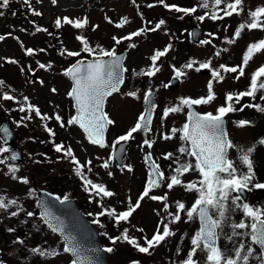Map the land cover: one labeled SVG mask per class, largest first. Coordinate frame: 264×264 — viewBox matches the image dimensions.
<instances>
[{
    "label": "snow or ice",
    "instance_id": "1",
    "mask_svg": "<svg viewBox=\"0 0 264 264\" xmlns=\"http://www.w3.org/2000/svg\"><path fill=\"white\" fill-rule=\"evenodd\" d=\"M23 2L29 6L31 14L40 16V12L31 9L30 0H23ZM135 3V0H133ZM160 3H164V0H160ZM243 3L244 0H212V10L208 14L207 18L216 21L223 20L225 17H231L234 14L239 16L243 13ZM9 4V0H0V7L6 8ZM223 5V7H221ZM148 7H154V5L149 4ZM169 11H175L177 13H184V15H192L197 11L196 7L192 8H182L175 5L164 4ZM200 7L203 9H209V0H201ZM223 15H220V13ZM2 14V13H0ZM248 20L245 23H241L235 30L234 37L238 39L242 32L245 30L253 31L260 30L264 31V6L257 7L255 10H251L247 13ZM183 18V17H180ZM197 19L201 22L205 20V16H198ZM112 23L111 20H108ZM128 23L127 18L122 19L119 23L115 25L117 28L123 27ZM165 22L160 20L154 28L151 29H140L128 36L117 38L112 37L115 45L121 44L124 40H132L134 37L141 36L144 31H157L160 29L161 25ZM62 25H71L74 29H84L88 25L87 18L83 20H71L64 17L63 20L57 18L55 20V26L57 29L61 28ZM93 27V31L96 30ZM36 32H46L47 29L36 27ZM51 35V34H50ZM195 35V33H193ZM212 36V33L208 34ZM4 37L0 36V40ZM76 39L82 45L81 51H61L60 55H67L68 57L76 58L81 56V52L87 54L91 57L90 60L80 59L76 63L72 64L64 70L62 73L67 77L72 86L67 93V96L73 101V107L75 109V115L71 116L67 121V125H76L86 135V139L92 145L98 146L99 148L108 147L105 143L104 132L109 125H113L114 121L109 118L108 114L104 111L105 101L108 97L112 96L120 90L121 85L124 83V73L127 71L122 64L123 57L117 54L116 48L112 47L107 49L101 46L92 47L89 41L81 36L77 35ZM229 44L235 42L234 39H229L226 41ZM202 45L211 44V40H202L200 42ZM129 47H135L134 44L129 45ZM170 45L164 50H156L154 54L150 57L151 66L147 70H141L134 75L138 77H154L161 69L157 66V61L164 57L170 49ZM43 51V50H41ZM227 51V49H225ZM264 52V39L258 42L251 43L248 45L246 52L242 58V64L236 67H228L226 65H220L224 73H238L235 79L239 80L245 75V68L249 65V62L253 57ZM25 54L32 56L34 54L33 49H26ZM219 53H217L218 55ZM8 63H17L15 60H9ZM196 61H189L184 65L185 68L192 69ZM211 62L201 63L199 67L195 68L196 72L201 71V69H210L213 80L217 82H223L224 76L218 70L211 69ZM51 65H45L39 63V68L46 69L50 68ZM23 71V69H21ZM173 71L175 73L174 79L180 78L185 75L184 72L176 69L173 66ZM264 65H261L255 72L252 73L250 79V85L246 91L239 92L236 94L227 93L225 96V105H222L216 109L215 114L212 112H207L200 114L193 111V106L207 105L211 104L217 97L213 91V83L210 80L207 84V94L200 98H180L179 105L166 107L163 109L162 120H166L170 114L180 113L185 108L187 111V119L183 126L179 129L172 128L171 134H163L162 139L165 141L172 140L179 133V140L182 142L181 146L178 148V152L181 156H187L194 159L181 161L180 157L175 158V163L177 166L172 169L170 176L166 177L165 173L160 170V166L152 160L151 153L146 154L145 161L149 166V177L146 185L136 200L132 203L131 199L128 200V207L126 210L119 213L115 209L105 210L97 214L99 216L112 217L114 220V226L119 227L121 222L127 223L129 218L134 212L141 206V201L146 197L153 201H160L164 203L168 200V196L165 194L163 196L150 195V193L155 188H160L162 183L167 180L166 187L169 191L173 190L174 187L180 186L187 192H195L196 198L191 207H186L185 203L177 200L175 202L176 213H169L168 223H164L161 220L160 224L163 225V230L161 231L160 224L149 239L144 237V243L141 244L135 237L129 235L128 229L125 228L121 235L116 237H109L110 242L115 245L118 241L126 242L137 252L151 255V250L159 247L165 240L169 237L175 235V232L169 227L170 224L179 223L182 220L181 213H185V222H199V228L190 238V250L188 251L186 258L180 262V264H200L199 260L196 259L198 251L204 252L205 264H249L250 259H255L257 264H264V208L256 207L250 205L247 202H243L241 195L245 191H252L253 189L264 190V183L254 182L255 171L252 160V153L255 151L254 147H248L247 149L238 148L230 139L229 134L225 130V117L230 113H235L237 111L243 112L246 108H254L257 112L264 113V106L257 103H246L240 108H236L233 104H240L241 100L245 97H249L252 100L257 98V92L264 90ZM4 82L0 81V86H3ZM168 85H165L167 87ZM53 92L56 89H52ZM127 96L138 99L137 91H129L126 93ZM153 93L149 89L144 94V103L148 105V109L142 112L137 122L133 127H131L125 134L117 137L112 147L115 148L116 145H120L122 142L127 143L134 139V133L143 132L147 134L151 131L152 116L151 112L155 110L156 105L152 102L151 97ZM0 99L6 101H14L15 97L9 95L8 93H3L0 95ZM261 100H264V95L260 96ZM25 101L27 98L25 97ZM19 111L28 112L29 114L22 119H32L31 113L34 111L35 116L40 118L42 121L50 119L46 115H42L39 108L32 105H28V108L20 107ZM56 121L59 123L61 128L65 127V123L62 121L59 115L55 116ZM237 128H244L252 125L250 120H239L233 122ZM19 126V122H17ZM45 130L48 132L50 137L55 136V132L48 128L47 124H44ZM3 131L6 135L8 134V129L4 128ZM54 144V151L61 153L65 158H71L70 162L75 165L74 173L79 177L83 184V189L89 195L95 193V195L101 198H110L115 195L114 192L108 190L104 185L94 183L92 180L87 179L84 176V165H82L75 157L71 147L65 148L63 143L56 144L54 139L51 141ZM155 141L149 139H144L143 146L151 149ZM260 145H264V139L258 141ZM236 148L239 155L238 160L243 169L238 168L236 162L229 159V150ZM10 151L7 147H0V155L8 153ZM123 151V149H120ZM8 159L15 161L18 156L13 154ZM164 160H172L173 153L168 152L163 155ZM39 163L40 161H36ZM5 159H0V164H4ZM91 164V161H88ZM101 167L107 169L109 167V162L105 161ZM91 169L89 168V171ZM11 174L12 179H19L20 183L28 184L29 181L26 178H18L15 174L19 171L18 167L11 166L8 169ZM127 171L132 172L131 167L127 168ZM195 172L199 174L200 179L198 181H192L184 183L181 180V176L189 173ZM109 176L112 175L111 172L108 173ZM235 194V195H233ZM60 203H64L68 200L67 196L61 199L59 196L55 197ZM17 200L6 198L0 195V209L7 211L10 207L16 206ZM45 207L44 213L41 219L47 223L48 227L53 233H59L63 238V253L70 254L73 259L70 264H93L91 259L84 255L81 247L75 241V238L64 236V228L58 218L52 216V214ZM169 205L164 203L163 210L168 212ZM240 210L244 219L239 222H232L230 213ZM158 214V213H157ZM12 217L19 215V212L12 211L10 213ZM35 214L33 212H28L27 216L32 217ZM91 215V214H90ZM94 223H100L99 218L93 221ZM101 227L104 225L101 224ZM228 226L231 228V234H225V238L230 242L233 241L234 237L248 238L249 243L246 245L241 239L239 244L234 243L233 255H225L224 251L218 247L217 241L221 238V233L223 228ZM37 230H39L37 228ZM9 232L14 231V229H8ZM137 231L143 232L142 228L137 229ZM107 235V233H102ZM14 244H24V240L16 239L13 241ZM253 246H258L260 249L259 254L254 256L255 249ZM33 254L40 257H56L60 253L55 249H42L40 247H35L30 250ZM103 252L111 253L114 251L112 247H106L102 249ZM179 248L177 249V254H179ZM0 264H4L3 260H0ZM132 264H139L138 261H133Z\"/></svg>",
    "mask_w": 264,
    "mask_h": 264
},
{
    "label": "rangeland",
    "instance_id": "2",
    "mask_svg": "<svg viewBox=\"0 0 264 264\" xmlns=\"http://www.w3.org/2000/svg\"><path fill=\"white\" fill-rule=\"evenodd\" d=\"M188 1L189 2H187L186 0H173L171 2H177V3H181V4L182 3L191 4V2L192 3L194 2L193 0H188ZM108 4L111 5L112 2H109ZM84 5H86V6L87 5L96 6L98 10L106 8V5L104 7V5L101 2L93 1V0H86V1H83V2H75V3L68 2V1H63L62 3H60L59 6L61 7L60 10H74V9L81 8ZM36 6L40 7L39 4H37ZM5 16L7 17V23L3 24V26L6 25V24L9 25V27L16 26L15 28L12 29V31L16 34L14 36V40L19 42V40H20V30H19L18 27H19V25L22 24V21L17 19V18H14V17L10 16L9 14L5 15ZM48 19H49V17H47L44 20L41 19V18H39V19L35 18L34 16L27 17V20L32 21V22L36 21L37 22L36 24H38L40 27L44 26L48 22ZM0 21H3V20L0 18ZM98 21L102 23L101 17L99 18ZM1 25L2 24H0V29L2 28ZM99 25H100L99 29H96L95 31H93V27H91V28L88 29V34H86V35L81 34V36L85 37L89 41L90 46H92V47L101 46V47H104V48H108V47H115L116 48V46H114V44H112L109 41V39L106 38L108 36H104L103 35L105 33V31H106L105 29H107L108 26L103 24V23H102V25L101 24H99ZM23 26H25V25L23 24ZM85 30H87V29L85 28ZM2 31H3V29H2ZM111 32H113V30H111ZM62 33L65 34L66 33V29L63 28L62 29ZM187 34L189 36V30H187ZM187 34H183V35L187 36ZM90 35H94V37H96L98 39H101L102 37H105V39H104V41H100L98 43H93L89 39ZM74 42H75L74 45H71V44L70 45H65V44H63L62 38L60 36L56 35V40H55V43H54L53 46H55V48L57 50H59L60 53H61V51H64L63 47H66L67 50L81 51L82 45L79 43V41L77 39H75ZM20 44H21V42L18 43V45H20ZM182 44H184V43H182ZM36 45H37V50L39 51L38 52V56H37L38 57V61H42V62L45 63V52L41 51L42 47L39 44H36ZM175 45L178 46L176 43H175ZM1 49H2V51H7V49L5 47H2ZM199 49L200 48L195 49V51H197V54H196V57L194 59H195V61L197 63L194 64L193 68L191 69V73H190L191 74V82L184 83L182 87H181V85L180 86L177 85L173 89V91H171L170 94H167V95L176 97L178 95L184 96L185 94H191V95L195 96V95L199 94V92L204 93L207 90V84H208V82L210 80H212L213 89L216 90V93H220V92L223 93L224 91L230 89V86H232V84L230 85L228 81L223 80V82H217L216 80H213L212 75H211V71L208 72V73L204 72L203 74H201L200 71L199 72L195 71V68L198 67L199 64L205 62L204 60L208 59V56H211V54H208V55L207 54H202L200 52L202 49L201 50H199ZM208 49L211 50L212 47L209 45ZM82 54H83V52H82ZM169 54H172L170 56L171 63H173V62H175L177 60H180V58L176 57L175 53L173 54L172 50H170ZM8 55H11V54L8 53ZM64 56L67 57V58L65 60H62V61H60V59H59L58 62L56 63V65H55L54 71L56 73H58V75L60 77H62V80H64V82H65V84H64V86H65L64 92H66V93H64V96L66 97V99H68L67 93L70 90L71 86H70L69 83H67V80L63 77L62 73L64 72L67 64L70 63L71 59L68 58V56H66V54ZM0 57L2 58L1 59L2 65L0 66V73L3 76H5L4 75L5 74L4 71L8 72V69H13L17 73V81L14 82V84L15 85H21L22 87H24V83L21 80L20 75L23 78L27 79V81H28L27 87L28 88H26V91H23L22 93L17 94V97L19 98L20 101H22V103H27L28 104V101H25V97L27 96V98H28V96L30 97V95L32 94V88H31V86H32L31 80L32 79H31V74L30 73L27 74L26 71L27 70L29 71V69H32V70H34V72H37L39 77H41V74H43L44 71L47 72L46 69L39 68L38 61H37L31 67H27V70L24 69V66H27V65H23V71L18 72L12 66L10 67L9 64L7 65L6 63H4V62H7L9 60L7 56L2 57V55H1ZM164 61H165V59L163 61H161V62H158V63L159 64L162 63L164 65ZM3 63H4L5 66H7L6 70L3 67ZM35 65H37V66H35ZM211 65L212 64H210V67L212 68ZM3 72H4V74H3ZM133 74H134V72H132V75ZM166 79H168V78H158V81H160L158 83L162 84L161 81H165ZM202 89H203V92H202ZM47 95H48V100H53V96L51 94H49L47 92ZM122 98H123V100H122ZM122 98L120 96H117V97L114 98V101L111 102V113H110V116L108 114L109 118L114 121L115 125H113V126L116 127V130H117L116 133L117 134H121V133L125 132L130 126L133 127L135 125V123L137 122V119L139 117L140 112L143 110L141 103H136L135 104L134 100H130L129 98H124V97H122ZM43 101H44V99L41 97L39 102L41 103ZM179 101H180V99L178 100V103H177L178 105H179ZM213 102L211 104L212 109L215 106H217V102H215V103H213ZM211 106H209L207 108L211 109ZM60 107L65 109L67 106L66 105H60ZM132 107H134V108H132ZM122 108H123V112H121ZM157 108H158V110L156 112L158 114L159 111H160V108H159V106ZM19 109L20 108H13L8 113H9L10 116H13L12 117V121H13L14 124L19 122V129H17V133L19 135V138H21L23 140L24 146L28 148V147L31 146V144L29 143L30 142V137L29 136H32V133L30 131H28V129L30 127L29 124H27L26 126H23L21 124V121H23V119H22V117H20L18 115ZM41 110L42 109L40 108V111ZM70 110L72 111V107H69L68 110H67L66 119L63 121L65 123V127L64 128H61L59 126V123L57 124V122L55 120H53L51 118L48 120L49 123H52L56 127L55 136L57 135V137H58L59 135H62L64 137L63 139H58V141H61V142L65 143L67 147L71 146L75 150L77 155L80 156L82 161L84 159H87V158H85L86 154L83 153L82 151H80L79 149L83 148L84 151H86V152H88V150H90V152H91V150H93L95 153L91 152V154H95V155L98 154L99 158L95 159L96 163L98 165H96V166L93 165L90 168L91 170L89 171V176L94 174L95 176L98 177V180L100 181V180H103L106 176H108V173L110 172V170H113L115 172V176H114V179L112 181V185H113L112 188L120 189V187H121V195L127 194L128 191L130 193L131 190L134 191L135 195H137V193L142 190L143 186L145 187V185H146V184H142V182H140V179L143 178V175H144L145 171H147V173H148V169H147V166H146V163H145L146 150L144 149V147H142L143 140L141 138L138 140L137 135H135L134 139H132L130 141V145H129L130 149H129V151L125 155V158L123 157V159H122V162L124 164H126V165H129V166L134 165V163L140 162L139 170H138L137 167L133 169L134 177H131L130 172L125 170V167H123L121 169L122 173L119 171V169H117L118 167L116 165L115 166L117 168L115 167V169H113V164L108 167V170H107L108 173H104V175H103L102 173L98 172L95 169H99L100 162L107 161V160L109 162L110 160H112V155H111L112 153L109 154V149L110 148L106 147V148L100 150L99 147L93 146L88 141H86L85 145H84V142L80 139V135H78V133L76 131H74L75 136H73L71 134V138H73V139H71V140L70 139H66L67 136H65L64 133L69 134V132L67 131L66 128L72 127V126L67 125V121H68V119L71 118V115H72V112H70ZM4 111L6 112V108L4 109ZM57 115H59V114H57ZM160 120H162V119L160 118ZM162 121H166V120H162ZM172 121L173 120H171V122L169 123L168 128H166L164 125H162L160 123V121L158 122V119L155 118V120H154V122H153V124L151 126L152 132L150 133V136L153 137V134H154L156 137H158V140H156L158 144L154 145V147L156 149L154 147H152L151 150L149 149V151L150 152H155L156 156L159 155L160 157H162L161 156L162 154L171 152L172 150H174L176 148V146L178 144L177 139L179 140V133H177L176 137L173 138V140H171V141L170 140L169 141H165V140H163L161 138L163 134H171V129H172V126H173L172 125ZM183 121H184L183 117L176 121V123L174 125L178 126L177 129H179V126L183 123ZM230 131L231 130H229V132ZM233 131H234V134L236 135V137L238 139L242 140V141H250V140H252V138L254 139L255 137L261 136V134L264 132V130L262 128L250 129V130H245V131H242V130H239V129H235ZM116 133L114 135H110L108 137V141L111 144H113V142H114V140H115V138L117 136ZM151 141H153V140H151ZM1 147H6V146L4 144H1ZM160 147H162L163 149L161 148L160 150H157ZM50 148H52L51 145H50L49 148H46V150L49 151ZM131 152H134L133 155H131ZM5 154H6V160H7V153H5ZM88 161H91V160H88ZM91 163H92V161H91ZM109 163L111 164L112 162H109ZM56 166L57 167L55 168L56 169L55 171H53L49 167L45 168L44 166H42L40 168L41 175L43 177H49L50 176L52 178V182L54 184L60 186L62 188V190L64 191V189H66V185L63 183V181H65L66 178L63 177V175H64L65 171H69L71 173H74V168H73L72 163L70 162V160L67 159V158H64L61 161V164L60 165H56ZM93 168H94V171H92ZM126 168H127V166H126ZM117 182L119 183V185H116ZM0 183L3 184L4 186L16 185V184L10 183L8 180L4 179L2 175H0ZM38 183L40 185L45 184L43 182V180H39ZM100 183H102V182H100ZM121 195H120L119 198L122 197ZM145 209H147L148 211L146 212ZM160 217H161L160 213L157 214L156 212H154V205H150V206L144 207V211L143 210L140 211L138 213L137 217H135V220H136V222H142L148 228H153L154 227V223L157 220H159ZM2 231H4V230H3V228L1 227V224H0V245L4 244V239L6 240V238L3 236ZM40 237H41V235H40ZM37 242H39V241L38 240L34 241V244L37 243ZM9 244H10V248H11L10 249L11 253H15L16 252V255H17L18 260L20 262V263L18 262V264H68V262H70V258L68 256H59L56 259H51V257H40V256H37L35 259L30 261L29 263H26L27 259L21 256L22 253L20 251H15V250L21 248L22 245L21 244L16 245L15 246V250H13V245L10 243V241H9ZM47 249H49V248H47ZM136 257L137 256H135V255H131L129 258H136ZM126 259H128L127 258V254H125V256H123L122 258L118 259V262H120L122 264L124 262V260H126ZM13 264H17V262H15Z\"/></svg>",
    "mask_w": 264,
    "mask_h": 264
},
{
    "label": "trees",
    "instance_id": "3",
    "mask_svg": "<svg viewBox=\"0 0 264 264\" xmlns=\"http://www.w3.org/2000/svg\"><path fill=\"white\" fill-rule=\"evenodd\" d=\"M171 1H173V0H164V3L162 4V3H160V0H135V3H133V0H127V4L131 5L134 9L135 8L141 9L143 6L149 5L151 3L157 4L158 6L163 8L164 4L168 5V3H172ZM22 7H23V1L22 0H9V4L6 8L0 7V13H2V14H0V18L3 20L4 23H6L7 17L5 15H8V14L10 16L17 15L18 17H21L22 16V14H21ZM160 7L154 8L152 10V12L162 10ZM1 15H2V17H1ZM192 18L194 20H196L195 17H192ZM131 19H132V22H134V23L139 22L138 19H136L135 15H133ZM5 26L7 27L8 25L6 24ZM26 32H27V34H30V30L26 29ZM50 33L52 36H56V35H59L61 32H59L56 29H52L50 31ZM37 36L41 39L42 44L51 47V43H50L48 38H44V37H41L39 35H37ZM179 37L180 36L178 34H169L170 41L176 43L177 45H179ZM1 44L2 43L0 42V45ZM3 44H4L3 47L8 49L7 42H4ZM183 46H186L185 52H187V54L189 56L188 59H189L192 56V53L189 49L188 44L181 45L178 48V50L180 48H182ZM24 57L25 56H20L18 59L20 60V59H23ZM25 58H26L27 65L33 64L37 61V57H35V56H27ZM50 59L51 60L55 59L54 49H52V51L50 53ZM189 61H192V60L190 59ZM142 65H138L137 68H140ZM182 65H179L178 67H182ZM149 67H147L144 70H147ZM166 69L167 68L163 65V71H167ZM140 71L141 70H138V72H140ZM14 72H16V71H14ZM14 72L10 73V74L6 73V76L9 79H11ZM132 72L133 71L129 70L128 77H130V76H131V78L135 77L134 74L132 75ZM142 79L144 80V82L146 83L147 86H153V79L152 78L142 77ZM135 90L138 92L140 90V88L137 86V87H135ZM127 92H129V91H127ZM127 92H125V95ZM3 93H7V91L5 89V84H3V86H0V95H2ZM179 99L180 98H176V97L173 99V101L175 102L176 105H177ZM0 102H3V99H0ZM8 105L10 107L14 106V104L12 102H8ZM32 120H33V124H32L33 126L31 127V129L36 130L37 133L34 135L35 139H32L29 142L32 146L31 153L33 156H36V153L39 150H41L42 152L46 153V155L48 154L49 159L52 161V166L54 168L53 171H55L56 170L55 168L57 166L54 163V155H53V153L49 154V151L46 150V145H44V144L49 143V140H48L49 138L46 137V134L43 133V131H38V128L40 127V122L37 120V118L33 116ZM236 145L238 146V148H243V149H247L249 147L248 145L242 146L238 140H236ZM0 147H1V141H0ZM238 155H239V153L236 149V155L234 157L236 165L238 168H241L242 171H246V169L243 170V168L241 167L239 160H238ZM0 159H5V162H6V154H5V157H4V154L0 155ZM252 160H253V165H254V171L256 174L254 182L262 183V182H264V151L252 153ZM36 161H40V162L37 163ZM42 166H43V162L40 159V156L39 157H31L30 159L28 158L26 163L21 167H23L25 170H27V169L33 170L32 173L33 172L35 173L36 179L34 181H31L28 179V177L25 174L23 176V178H26L29 181V183L23 184V183L19 182V179H17V180L12 179L11 174L8 171L9 166H7L6 164H0V175H2L3 178L8 180L10 183L16 184L13 186H4L3 184L0 183V195L4 196L6 198V200H10V199L17 200L16 206L10 207L7 211H5V213L8 215L7 219H6L5 227H6L7 231L10 228L14 229V231L10 232V234L8 233L9 231L8 232L5 230L2 231L3 236L6 238V240L22 239V240H24V244L29 245V246H35V244L33 242L28 240V238L30 236L32 237V239H34L36 237L38 239L39 243H42L45 240L43 236L40 237V231H41L43 225L37 216L36 205H35L36 190H37L38 185H39L38 181L43 180V182L45 183V187L47 189H50L51 191L58 193L59 196L60 195L61 196H65V195L68 196L69 195L70 197L76 198L78 200L81 208L83 209L84 213L89 217V219L92 222L94 220H96L97 218H99L100 223H97V226H98V230L101 234L102 244L104 245V247H112L114 249L113 253L116 254V256H114V257L119 256L121 250L125 246L133 249L126 242L118 241L115 245H113L110 242L109 237H116V236L121 235V233L123 232V230L125 228L128 229L130 236L135 237L140 243L143 241L142 238L144 237V233H142V232L137 233L136 232V228H137L139 222L137 225H134V217H137V215L140 211L136 210V212H134L133 215L129 218V221L127 223L121 222L119 227H116V226H114V220L112 217H108V216L97 217V214H99L105 210L115 209L117 212L116 207H114V205L112 203L106 201L104 198H101L100 196L95 195V193H93L92 195H89V193H86L83 189V184L81 183V181L78 178H74L73 173H71L69 171H65V173L63 175V177L66 178V180L63 181V183L66 185V189H64V190L67 191V192H64L60 186H58L52 182V178L50 176L49 177H43L41 175L40 168ZM15 175L18 178H21L19 171ZM251 193L254 196L255 195L257 196L254 198V201L258 200L260 193H262L261 197L264 196V190L253 189L251 191ZM32 196H33V200H32ZM12 211L19 212V215L12 217L10 215V213ZM28 212H33L36 215V220L34 222L33 219L31 217H29L27 220L28 224L24 225V222H25L24 218L27 217ZM101 224H103L104 226L101 227L100 226ZM37 228L39 230H37ZM18 229H21L22 233H20ZM25 232L29 233L30 235L25 236V234H24ZM102 233H107V235H103ZM185 237L186 236H184L182 238H185ZM189 238H187L184 242L190 241ZM6 240L4 239V244H3V246H1L5 253H7L10 249L9 243ZM133 250H135V249H133ZM179 250H180L179 254H177V251H176V256H178L179 258L184 257L183 250L181 248H179ZM114 257L111 258V264H118L115 262ZM8 258H10V255L7 253L5 255V258L3 261L12 264L11 260ZM13 259L16 260V261H13V263L18 262V260L16 258H13ZM0 260H2V259H0Z\"/></svg>",
    "mask_w": 264,
    "mask_h": 264
},
{
    "label": "water",
    "instance_id": "4",
    "mask_svg": "<svg viewBox=\"0 0 264 264\" xmlns=\"http://www.w3.org/2000/svg\"><path fill=\"white\" fill-rule=\"evenodd\" d=\"M122 62H123V60H122ZM147 109H148V106H147ZM192 110L195 111L194 106H193ZM150 114L152 116V112ZM14 140H15V138H14ZM18 152H19L18 150L13 148L11 155L15 154L19 157ZM21 161H22V155L20 154V158L16 159L15 162H21ZM38 206L41 210V214L44 213V210H45L44 206H46L47 210L50 213L52 212L51 213L52 216L55 218H58V221L62 223L63 228H64V234L63 235L75 238V241L78 244L81 242L88 243V242H91L93 240H98V236L95 237L96 230L94 229V227L92 225H90L88 223V221L79 212L77 206H75V204L73 202L69 201V202H64L62 204L59 201H57L55 199V197L52 196L51 194L42 191L39 194ZM100 252H101V260L103 262H106L105 252H103L101 250V248H100Z\"/></svg>",
    "mask_w": 264,
    "mask_h": 264
}]
</instances>
